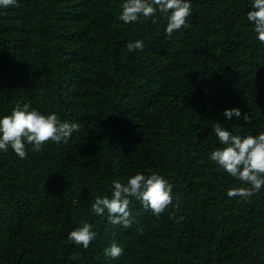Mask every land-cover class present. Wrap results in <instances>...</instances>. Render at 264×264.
Returning a JSON list of instances; mask_svg holds the SVG:
<instances>
[{"label":"trees","instance_id":"trees-1","mask_svg":"<svg viewBox=\"0 0 264 264\" xmlns=\"http://www.w3.org/2000/svg\"><path fill=\"white\" fill-rule=\"evenodd\" d=\"M120 0H17L0 9V114L16 104L80 128L21 159L0 151V264H264V186L248 200L207 153L212 125L264 130V43L248 0H192L187 26L118 19ZM140 38L144 47L129 51ZM248 112L249 122L225 108ZM159 171L173 185L158 216L130 199L131 223L94 214L114 179ZM88 220V248L67 233ZM118 242L119 257L104 248Z\"/></svg>","mask_w":264,"mask_h":264},{"label":"clouds","instance_id":"clouds-1","mask_svg":"<svg viewBox=\"0 0 264 264\" xmlns=\"http://www.w3.org/2000/svg\"><path fill=\"white\" fill-rule=\"evenodd\" d=\"M17 0H0V9L15 5ZM192 0H120L118 19L124 23H134L142 19L156 20V13L166 17L164 33L170 37L174 30L187 26V17L192 11ZM246 19L251 23L256 40L264 43V0H248ZM144 41L136 38L126 43L129 51L140 50ZM225 119L233 116L249 122L248 112L240 108H225ZM78 121L61 120L55 111L44 112L27 103L16 104L6 114H0V151L9 147L16 156L23 159L27 151H39L47 142L66 143L75 131ZM218 146L207 153L210 161L224 170L227 175L241 181V185L229 187L225 194L248 200L264 186V130L255 133H233L231 127L216 122L211 127ZM173 185L169 178L159 171H136L125 180L114 179L110 195L96 196L90 205L94 214H107L112 224L127 227L131 223L130 199L138 201L153 215L158 216L171 204L175 207ZM97 232L88 220L67 233L69 240L82 248H88ZM104 253L119 257L124 249L113 241Z\"/></svg>","mask_w":264,"mask_h":264}]
</instances>
